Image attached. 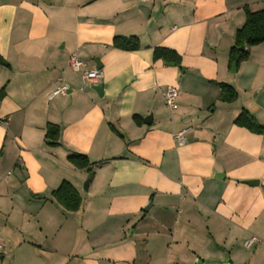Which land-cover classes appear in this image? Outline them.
Returning a JSON list of instances; mask_svg holds the SVG:
<instances>
[{
    "label": "crops",
    "instance_id": "0c3cea01",
    "mask_svg": "<svg viewBox=\"0 0 264 264\" xmlns=\"http://www.w3.org/2000/svg\"><path fill=\"white\" fill-rule=\"evenodd\" d=\"M244 7L264 0H0V264H264V134L234 124L245 109L264 125V43L228 68ZM71 54L100 76L83 81ZM62 181L75 211L51 196Z\"/></svg>",
    "mask_w": 264,
    "mask_h": 264
},
{
    "label": "trees",
    "instance_id": "16d2710c",
    "mask_svg": "<svg viewBox=\"0 0 264 264\" xmlns=\"http://www.w3.org/2000/svg\"><path fill=\"white\" fill-rule=\"evenodd\" d=\"M245 22L239 29L236 30L233 45L228 53V68L231 69L233 62L236 63V68L239 64L246 60L250 53V47L264 43V9L258 11H250L244 7ZM113 46L124 50H136L140 47L139 41L134 36H115L113 38ZM244 46V48H241ZM153 58L162 59L165 62H173L180 64V56L176 51L156 46L153 48ZM214 85L220 89L219 100L223 102H233L237 98L235 89L223 82H214ZM3 90L0 92V95ZM234 124L239 127H244L250 132L264 134V125L259 124L256 119L245 109L234 120ZM59 129L57 126L47 124L45 131L46 142L50 145H55L58 142ZM68 160L77 168H86L91 174V164L85 155H71ZM52 198L58 202L63 208L69 211H75L81 204V198L76 189L67 181H62L59 186L51 192Z\"/></svg>",
    "mask_w": 264,
    "mask_h": 264
},
{
    "label": "built area",
    "instance_id": "2783aa9c",
    "mask_svg": "<svg viewBox=\"0 0 264 264\" xmlns=\"http://www.w3.org/2000/svg\"><path fill=\"white\" fill-rule=\"evenodd\" d=\"M144 1V0H142ZM152 1V0H148ZM68 65L74 71H81L83 81H95L101 74L100 69L92 68L88 69L86 64L82 62L76 55H69L68 57ZM67 90L66 86L57 87L51 94L57 93H65ZM164 104L172 109L175 110L177 108V99H178V92L174 87H167L164 91ZM183 133L184 130L179 131L178 133L174 134V139L178 141L179 144L183 142ZM259 239L255 235H251L249 238L244 240L243 245L245 247H251L254 243L258 242Z\"/></svg>",
    "mask_w": 264,
    "mask_h": 264
},
{
    "label": "water",
    "instance_id": "95a60500",
    "mask_svg": "<svg viewBox=\"0 0 264 264\" xmlns=\"http://www.w3.org/2000/svg\"><path fill=\"white\" fill-rule=\"evenodd\" d=\"M241 48H244V46H242ZM0 64H4V61H3V59H2L1 57H0ZM168 64H169V65H174L173 62H170V63H168ZM230 71H232V72H235V71H236V63H235V62L232 63ZM96 89H97L98 91H100L101 86L98 85V86L96 87ZM151 116H152V115L149 114V115L145 118V122H146V123H149V122H150V118H151ZM148 119H149V120H148ZM242 182L247 183V184H249V185H252V184L256 183V180L248 179V180H243Z\"/></svg>",
    "mask_w": 264,
    "mask_h": 264
}]
</instances>
